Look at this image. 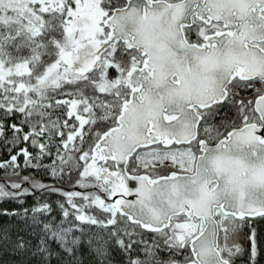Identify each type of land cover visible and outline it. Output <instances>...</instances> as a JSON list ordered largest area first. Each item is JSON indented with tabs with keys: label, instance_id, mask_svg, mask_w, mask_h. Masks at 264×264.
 <instances>
[{
	"label": "snow or ice",
	"instance_id": "snow-or-ice-1",
	"mask_svg": "<svg viewBox=\"0 0 264 264\" xmlns=\"http://www.w3.org/2000/svg\"><path fill=\"white\" fill-rule=\"evenodd\" d=\"M264 264V0H0V264Z\"/></svg>",
	"mask_w": 264,
	"mask_h": 264
},
{
	"label": "trees",
	"instance_id": "trees-1",
	"mask_svg": "<svg viewBox=\"0 0 264 264\" xmlns=\"http://www.w3.org/2000/svg\"><path fill=\"white\" fill-rule=\"evenodd\" d=\"M238 264H239V261H238Z\"/></svg>",
	"mask_w": 264,
	"mask_h": 264
}]
</instances>
